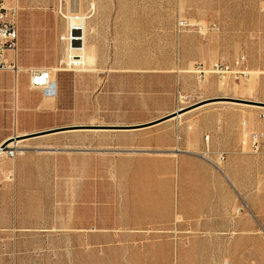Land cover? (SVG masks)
Segmentation results:
<instances>
[{
  "label": "rangeland",
  "instance_id": "374dc122",
  "mask_svg": "<svg viewBox=\"0 0 264 264\" xmlns=\"http://www.w3.org/2000/svg\"><path fill=\"white\" fill-rule=\"evenodd\" d=\"M117 12L112 60L143 62L145 68L56 69L49 88L31 89L47 100L38 106L34 101L24 111L52 113L41 119L48 129L134 128L35 136L20 142L21 152L13 149L15 157H7L12 149L0 155V264H172V250L179 248L172 241L183 242L198 231L176 229V218L161 224L119 220L137 207L136 194H153L151 174L141 181L128 174L138 167L147 171L153 158L165 157L156 151L172 148V132L188 152L208 159L205 131H217L211 134L210 150L223 151L226 158L219 164L212 160V165L225 162L234 186L225 181L226 187L240 195L236 213L241 219L252 223V210L264 225V154L241 144L232 148L243 121L251 132L264 133V0H122L120 7L114 3ZM181 19L216 22L220 30L207 35L193 27L178 31ZM178 57L181 71H172ZM240 57L248 72L241 79L209 74L201 82L192 73L194 63L232 66ZM210 96L228 99L208 102L152 132L139 130V125ZM41 108L47 111L38 112ZM19 111L11 104L0 108V113ZM129 194L135 197L130 200ZM249 252L251 264H264V243L250 246Z\"/></svg>",
  "mask_w": 264,
  "mask_h": 264
},
{
  "label": "crops",
  "instance_id": "0c3cea01",
  "mask_svg": "<svg viewBox=\"0 0 264 264\" xmlns=\"http://www.w3.org/2000/svg\"><path fill=\"white\" fill-rule=\"evenodd\" d=\"M114 3L116 7H120L122 0H19V40L15 54L18 70L17 72L0 71L2 72L0 73V108L11 104L21 111L0 113V144L13 134H32L48 129L41 119L48 118L52 113H25L24 111L28 106L31 107L34 101L38 106L47 100L31 90L28 72L32 68H39L49 69L53 74L56 69L68 68L66 59L69 48L62 37L67 33L69 17L77 16L82 19L83 46L89 55H96V58L91 56L93 59L86 65L80 63L77 67H72V70L93 68V70L139 71L145 68L143 62H113L112 60L113 33L117 29L116 21L119 17V12L114 15ZM181 20L217 26V29L202 31L200 33L202 35L217 33L220 30L216 22ZM258 29L256 28V31ZM79 58L81 60V57ZM176 61L172 62V71L177 68L179 72L181 71L180 57ZM187 64L183 63V65ZM22 70L25 71L24 76L18 79ZM118 77L120 81L124 80L123 75ZM176 77L180 80L178 75ZM55 96L52 94L50 100L53 101ZM215 97L218 96H210L206 99ZM206 106L208 104L193 108L192 113ZM46 111L47 109L41 108L38 112ZM179 118L175 117L172 120ZM162 123L164 122L139 130L152 132ZM205 132L211 139V134L217 131L207 128ZM236 132L238 136L232 148L238 149L241 144L242 128L238 127ZM57 133L61 132L51 134ZM27 139L31 138L24 140ZM175 139V133L172 132V148L170 147L167 151H156L164 154L165 157L153 158L150 169L145 171L144 168L138 167L128 174L129 177H137L139 181L146 173L151 174L154 180L153 194L150 197L136 194L137 207L131 208L128 213L129 218L122 213L119 220L132 224H144L150 221L161 224L171 223L176 218V229L191 228L198 231L199 234L186 237L183 242H178V238L175 239L176 244L172 241V247H179L176 251L172 250V264H251L249 247L256 243H264V236L258 234L256 229L258 226L264 235V225L260 217L256 212L249 210L254 217L251 223L242 220L240 213H236L240 195L237 191L226 187L225 181L232 186L233 184L228 176L227 167H224L225 162L219 170L202 155L188 152L184 144L176 142ZM211 147L214 148L213 143ZM134 197V194H129L130 200ZM146 206H149V209L145 210ZM175 209L176 214L179 215L175 214ZM180 216L190 220L191 224L181 222Z\"/></svg>",
  "mask_w": 264,
  "mask_h": 264
},
{
  "label": "built area",
  "instance_id": "2783aa9c",
  "mask_svg": "<svg viewBox=\"0 0 264 264\" xmlns=\"http://www.w3.org/2000/svg\"><path fill=\"white\" fill-rule=\"evenodd\" d=\"M19 15L20 6L19 0H0V71H15L17 64L15 62V54L18 48L19 40ZM193 27L199 31L206 29H217L215 24L205 25L203 23H189L185 20L178 22V31ZM83 21L77 16L69 17V27L67 33L62 37L67 43L69 50L80 49L83 46ZM70 52V51H69ZM68 56V55H67ZM74 61L67 67H77L80 64V58L74 57ZM244 57L237 58L234 65H226L220 61H216L205 67L201 63H194L193 74H196L199 81H205L209 74H217L219 76L229 74L235 79L246 77L248 72L244 67ZM205 68H209V73H206ZM30 87L32 89H47L53 81L52 71L49 69L32 68L29 70ZM210 136L205 134L204 141L206 144V156L210 162L216 160L217 164L224 161L226 154L223 151L214 152L209 146ZM241 147L246 148L255 154H264V133L251 132L245 121L242 122V138ZM16 152L10 150L7 157H15ZM216 165V164H215Z\"/></svg>",
  "mask_w": 264,
  "mask_h": 264
},
{
  "label": "water",
  "instance_id": "95a60500",
  "mask_svg": "<svg viewBox=\"0 0 264 264\" xmlns=\"http://www.w3.org/2000/svg\"><path fill=\"white\" fill-rule=\"evenodd\" d=\"M227 97H216V98H211V99H206L200 102H197L193 105H190L188 107L185 108H180L178 110H175L163 117H160L158 119H155L153 121L144 123L142 125H139L138 127L140 128H144L147 126H151V125H155L161 122H165L166 120L173 118L175 116H177L178 113H183L186 112L188 110H192L193 108H196L198 106H201L203 104H206L208 102H212V101H217V100H227ZM252 102V101H251ZM117 128H134V127H119V126H115V125H74V126H65V127H56V128H52V129H47L44 131H39L36 133H32V134H23V135H14L9 137L8 139H6L4 142H2L0 144V149H4L7 144L11 141H15V140H24L26 138H32L35 136H41V135H45V134H51V133H55V132H63V131H67V130H82V129H117Z\"/></svg>",
  "mask_w": 264,
  "mask_h": 264
},
{
  "label": "bare ground",
  "instance_id": "6f19581e",
  "mask_svg": "<svg viewBox=\"0 0 264 264\" xmlns=\"http://www.w3.org/2000/svg\"><path fill=\"white\" fill-rule=\"evenodd\" d=\"M70 52L68 53V56H67V59H66V61H67V63L68 64H72L73 63V61H74V57H81V60H80V63H85V65L88 63V62H90L91 61V59H93L90 55H89V53L87 52V50H85V48H84V46H82V48H80V49H71V50H69ZM15 57V56H14ZM17 70H18V68L14 71V72H17ZM205 71H206V73H209L210 71H209V68H205ZM201 82H203V81H201ZM192 111L193 110H191V111H189V112H183L182 114L181 113H178L177 114V116H175L176 118H179V117H182V116H184V115H186L187 113H192ZM175 117H173V118H175ZM180 119V118H179ZM172 120V118L171 119H169V120H166V121H171ZM69 131V130H68ZM21 141H23V140H15V141H11V142H9L8 144H7V146L4 148V149H0V155H2V154H4V153H6V155H7V153H8V151L10 150V149H19V152H21L22 150H23V148H21V147H19V144H20V142ZM15 150V151H16ZM9 154V153H8ZM208 160V159H207ZM210 161V160H209ZM215 167H217L219 170H220V167H218V166H216L215 165Z\"/></svg>",
  "mask_w": 264,
  "mask_h": 264
}]
</instances>
